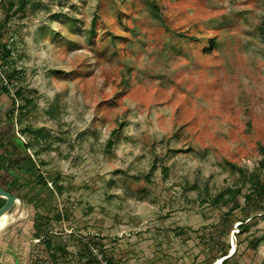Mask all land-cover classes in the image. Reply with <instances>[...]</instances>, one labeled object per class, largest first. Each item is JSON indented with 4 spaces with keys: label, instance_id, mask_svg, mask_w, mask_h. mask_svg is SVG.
Wrapping results in <instances>:
<instances>
[{
    "label": "rangeland",
    "instance_id": "374dc122",
    "mask_svg": "<svg viewBox=\"0 0 264 264\" xmlns=\"http://www.w3.org/2000/svg\"><path fill=\"white\" fill-rule=\"evenodd\" d=\"M1 45L0 264H264V0H0Z\"/></svg>",
    "mask_w": 264,
    "mask_h": 264
},
{
    "label": "trees",
    "instance_id": "16d2710c",
    "mask_svg": "<svg viewBox=\"0 0 264 264\" xmlns=\"http://www.w3.org/2000/svg\"><path fill=\"white\" fill-rule=\"evenodd\" d=\"M207 41V40H206ZM208 41L211 43V40L208 39ZM1 50H2V57L5 58L9 55V50L5 48V45H1L0 46ZM18 94V92H17ZM21 161V160H20ZM20 161H13L11 162L12 166H18L20 167ZM260 166L264 169V160L260 162ZM2 187V186H1ZM6 191L14 194V190L10 189V188H6V187H3ZM258 198L259 200L263 201L264 200V186L263 185H259L258 186ZM239 193V190H235V189H230V188H226L225 191L223 193H219L217 194L213 199H212V203L213 204H225L229 199H232V198H235V196ZM224 194H228V197L227 199H224L223 196ZM17 195V194H16ZM20 196V195H19ZM252 194H247L244 199L250 203L251 200H252ZM23 197V196H21ZM2 200V199H0ZM246 202V203H247ZM247 203V204H248ZM250 206V205H248ZM261 209H263L264 207L261 206L260 207ZM264 210V209H263ZM248 219V220H246ZM252 219V216H250V213H247L244 215V217L240 220V224H238V231H241V232H246L248 231L249 227H250V220ZM246 220V221H245ZM33 239H37L38 238V234L36 231L33 230V233H32V237ZM259 239H255V241L253 242L252 244V247H255L256 246V242L258 241ZM51 245L52 243L49 241V240H43L42 241V246L44 247L43 249L45 250V252L47 253V259L50 260V261H54V255L51 253ZM57 250H63L61 247L59 246H56ZM210 250H213L215 249L214 251H216V253L213 255L212 259H218L220 258L221 259V264H226L229 260H231L232 258V255H229L228 253V249H227V246H220L218 245L217 243H212V245L209 247ZM234 255V254H233ZM93 260V259H92ZM91 259H88V263L92 262ZM94 261V260H93ZM108 261V260H107ZM109 264H112L110 261H108ZM115 264H121L119 262L115 263Z\"/></svg>",
    "mask_w": 264,
    "mask_h": 264
},
{
    "label": "water",
    "instance_id": "95a60500",
    "mask_svg": "<svg viewBox=\"0 0 264 264\" xmlns=\"http://www.w3.org/2000/svg\"><path fill=\"white\" fill-rule=\"evenodd\" d=\"M0 199L5 200L0 207V232L13 229L27 219L30 205L23 197L0 186Z\"/></svg>",
    "mask_w": 264,
    "mask_h": 264
},
{
    "label": "flooded vegetation",
    "instance_id": "af4514ba",
    "mask_svg": "<svg viewBox=\"0 0 264 264\" xmlns=\"http://www.w3.org/2000/svg\"><path fill=\"white\" fill-rule=\"evenodd\" d=\"M20 160H22V159H21V156H20L18 153H15V155H11V156H9L7 161H8L9 163H11V162H13V161H18V162H19Z\"/></svg>",
    "mask_w": 264,
    "mask_h": 264
},
{
    "label": "built area",
    "instance_id": "2783aa9c",
    "mask_svg": "<svg viewBox=\"0 0 264 264\" xmlns=\"http://www.w3.org/2000/svg\"><path fill=\"white\" fill-rule=\"evenodd\" d=\"M0 57H2V53H1V51H0Z\"/></svg>",
    "mask_w": 264,
    "mask_h": 264
}]
</instances>
